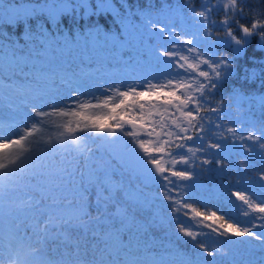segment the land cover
<instances>
[{"label":"snow or ice","instance_id":"snow-or-ice-1","mask_svg":"<svg viewBox=\"0 0 264 264\" xmlns=\"http://www.w3.org/2000/svg\"><path fill=\"white\" fill-rule=\"evenodd\" d=\"M120 3L123 13L112 0H0V109L17 114L0 112V264H264L256 257L264 223H229L215 206L200 211L190 202L204 173L223 174L237 141L254 154L240 167L264 165V122L248 130L222 124V102H209L253 36L264 51V11L246 26L236 20L243 0H203L199 10L192 0H161L158 10ZM185 8L197 31L177 30ZM221 10L216 29L211 16ZM109 14L119 31L96 23L70 36L62 26L66 17ZM152 186L158 196L145 192ZM231 195L264 221V203ZM200 228L222 240L208 246ZM153 229L163 235L154 238ZM185 237L190 253L175 244ZM49 240L75 250L50 258Z\"/></svg>","mask_w":264,"mask_h":264},{"label":"trees","instance_id":"trees-1","mask_svg":"<svg viewBox=\"0 0 264 264\" xmlns=\"http://www.w3.org/2000/svg\"><path fill=\"white\" fill-rule=\"evenodd\" d=\"M202 0H192L195 4L196 8H198L201 4ZM39 2V0H37ZM90 2L95 5V0H90ZM128 5L135 10L137 7L140 9H144L146 7H151L153 10H158L160 8L161 0H127ZM167 3H171L173 5L183 6L185 0H165ZM244 8L243 13L238 14L236 16V20L239 21L240 24H244L246 26L250 25L254 22V18L259 15L260 12L264 11V0H243ZM117 8L123 13L124 8L121 7L120 4L114 2ZM212 16L216 20L224 19L223 12L218 11ZM133 19L137 22L140 21L139 16L133 17ZM181 19L179 16L174 18V24L179 30L182 26ZM49 31H51V25L47 24L44 21ZM159 22V19L158 21ZM35 24V22H32ZM102 24L105 30H113L119 31V25L115 24L112 16L109 15H101L99 17L92 16L87 20L79 19L74 22L71 17H66L63 19L62 26L66 28L68 34L72 36L74 34L75 29H79L83 32L87 27L93 24ZM219 26V25H217ZM233 30L236 32V35H241L239 31V25L236 23L232 24ZM219 27H216L218 29ZM214 29V32L215 30ZM11 31V29H8ZM215 34L212 36V39H215ZM258 37L253 36L250 40V43L244 53L243 56L235 59V66L233 70V75L230 77H226L223 81L219 82L218 88L211 94V100L209 101L213 106L220 104L222 102V113L223 119L220 121L222 124H230L237 128L250 129L252 122L257 123L264 122V104L261 103V98H264V51L257 50ZM156 41H149V43H155ZM23 43V41H21ZM167 43V41H164ZM217 51L225 56L231 57L233 55L232 50L227 47H219ZM145 59L147 56L145 55ZM255 70L256 75L254 78L250 79V73ZM195 75V73H193ZM16 79H23L22 77H16ZM234 93H239L244 97L242 101H238L234 95ZM15 99V96L13 97ZM231 98V99H230ZM237 103H240V108H237ZM4 111V112H3ZM27 111V109L25 110ZM7 118L9 115H17L13 112L12 109L4 108L0 109ZM30 115V113H29ZM214 119L217 114L209 113ZM23 119V117H19ZM14 132V130L12 129ZM208 139H212L211 135L207 137ZM246 143H249L245 141ZM228 144H232V141L229 140ZM214 151V150H209ZM253 153L245 152L239 142L237 141L234 145L233 151L229 156V159L225 161L228 164V167L225 168L223 174L217 173H204L203 176L196 182L199 185H203V188L200 189V194L193 198L192 203L197 207L200 211H204V204L208 205V210L210 211L213 206L217 209V215H222L225 220L229 223H235L237 225H252V224H261L264 221L258 219L262 214L252 211L247 208L246 205L236 199L235 196L231 195V192L240 190L245 196H249L251 194L252 202L255 203H264V189L260 187V184L263 181L259 180V176L264 174V165L257 163L255 167L251 168H243L240 167V161L245 156H253ZM206 158V157H202ZM164 163V161H162ZM179 167V165H177ZM207 168L213 167V165L205 166ZM198 171V170H197ZM119 178V177H117ZM127 178V177H126ZM175 179V178H173ZM211 189L215 193L219 195H215L212 197L207 196L206 190ZM231 190V191H229ZM160 189L152 186L145 189V192L151 193L153 196H158L160 193ZM158 203L167 204V201H157ZM114 211V209H112ZM248 211L249 215L244 216L243 212ZM184 222L191 224L192 222L187 218H184ZM204 223L212 224V221H206ZM221 224V221H216L215 224H212L213 227H216ZM200 231L206 232V236L200 237L202 240L206 242V244L210 247L217 246L216 242L218 240H222L221 237H218L215 233H212L208 228H200ZM255 231H260V228L254 229ZM27 234L29 236L32 235L31 230L29 229ZM77 235L76 231H72V236L75 238ZM152 235L154 238H159L163 235L161 230L153 229ZM125 239L127 237L125 236ZM235 239V238H233ZM247 239V238H245ZM187 238H183L179 241H176V247L183 252L190 253L192 251V244L190 242H186ZM253 243H257L253 241ZM45 251L49 255L50 258H59L63 256L65 252H73L75 249L70 245H65L61 243V241H52L49 240L45 244ZM89 249H91V245H89ZM241 251H245V249H241ZM91 251H89V258H91ZM256 257H264V252L257 250ZM245 258H248L245 256ZM257 264H261V261L258 259Z\"/></svg>","mask_w":264,"mask_h":264},{"label":"rangeland","instance_id":"rangeland-1","mask_svg":"<svg viewBox=\"0 0 264 264\" xmlns=\"http://www.w3.org/2000/svg\"><path fill=\"white\" fill-rule=\"evenodd\" d=\"M152 1H154V0H151V2ZM114 2H117L118 4H120L121 5V3H120V0H112V3L115 5V3ZM202 2H203V0L201 1V4H202ZM216 2V0H213V3H215ZM200 4V5H201ZM115 7L117 8V6L115 5ZM200 9V6L197 8V10H199ZM220 12H223V10H221ZM215 13H217V11H214L213 12V14H215ZM183 16H184V20L183 21H181V23L183 24V25H188V26H190V30L191 31H197L199 28H200V26L199 25H197L196 23H195V18H193L191 15H190V13L187 11V9L185 8V9H183ZM211 19L213 20V21H216L217 22V24H216V27H219V26H217V25H219V23H220V21H222V20H216L213 16H211ZM201 34H202V32H201ZM4 112V111H3ZM54 130V129H53ZM16 131V130H15ZM14 131V132H15ZM97 154L99 155V152L97 151ZM114 163H115V161H114Z\"/></svg>","mask_w":264,"mask_h":264},{"label":"water","instance_id":"water-1","mask_svg":"<svg viewBox=\"0 0 264 264\" xmlns=\"http://www.w3.org/2000/svg\"><path fill=\"white\" fill-rule=\"evenodd\" d=\"M149 167H152L151 165H149ZM261 184H264V182L263 183H261Z\"/></svg>","mask_w":264,"mask_h":264}]
</instances>
